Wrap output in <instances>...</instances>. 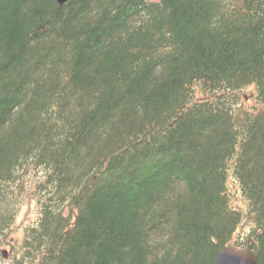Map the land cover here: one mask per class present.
<instances>
[{
    "label": "trees",
    "instance_id": "1",
    "mask_svg": "<svg viewBox=\"0 0 264 264\" xmlns=\"http://www.w3.org/2000/svg\"><path fill=\"white\" fill-rule=\"evenodd\" d=\"M246 82L264 99V0H0V246L42 173L12 264H213L242 221L264 264V112L224 96Z\"/></svg>",
    "mask_w": 264,
    "mask_h": 264
},
{
    "label": "rangeland",
    "instance_id": "2",
    "mask_svg": "<svg viewBox=\"0 0 264 264\" xmlns=\"http://www.w3.org/2000/svg\"><path fill=\"white\" fill-rule=\"evenodd\" d=\"M18 184L21 185L22 190L25 192L24 201H17V212L9 231V241L19 242L23 238L24 228H30L37 224L40 216V204L34 199H30L29 192L31 188V179L30 175H24L18 180ZM33 190V189H31ZM27 193V194H26ZM17 199H15L16 201ZM8 259L3 255H0V264H7Z\"/></svg>",
    "mask_w": 264,
    "mask_h": 264
},
{
    "label": "water",
    "instance_id": "3",
    "mask_svg": "<svg viewBox=\"0 0 264 264\" xmlns=\"http://www.w3.org/2000/svg\"><path fill=\"white\" fill-rule=\"evenodd\" d=\"M66 0H58L62 3ZM257 257L249 251H243L237 247L230 246L220 252L214 264H257Z\"/></svg>",
    "mask_w": 264,
    "mask_h": 264
},
{
    "label": "bare ground",
    "instance_id": "4",
    "mask_svg": "<svg viewBox=\"0 0 264 264\" xmlns=\"http://www.w3.org/2000/svg\"><path fill=\"white\" fill-rule=\"evenodd\" d=\"M58 112V111H57ZM252 133V132H251ZM98 190H99V188H98ZM118 191V190H117ZM114 197V196H113Z\"/></svg>",
    "mask_w": 264,
    "mask_h": 264
}]
</instances>
